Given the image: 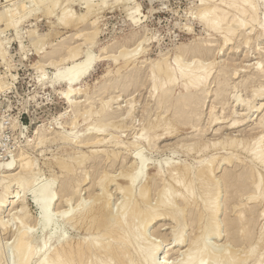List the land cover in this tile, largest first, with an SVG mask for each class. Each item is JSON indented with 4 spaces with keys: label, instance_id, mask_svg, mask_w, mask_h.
<instances>
[{
    "label": "rangeland",
    "instance_id": "rangeland-1",
    "mask_svg": "<svg viewBox=\"0 0 264 264\" xmlns=\"http://www.w3.org/2000/svg\"><path fill=\"white\" fill-rule=\"evenodd\" d=\"M33 1L34 0L32 1L31 0H0V12H4L5 14H7L6 16L8 17L7 19L5 16L2 18L3 19L2 21L0 20V29H1L0 32L2 33V34L0 33V41H2L0 43L1 44L3 43L5 49L4 51H6V53L4 52L5 53L4 56H2L0 53V80H4L10 83L9 90L0 92V162L6 161L12 158L13 156L19 155L21 150L24 151L27 150L26 152L28 153V155H30L33 159L37 161L39 167V168L37 167V169L39 170V172H41L42 170V172L39 173L40 175L38 176L39 178L37 177V181H36L37 183H35L34 185L36 187L32 186L31 189L27 187L21 188L18 185H14V184L11 187V189L13 190H15V188L16 189L20 188V190L26 189L24 191L22 190L21 191L22 194L20 195H23V192L27 193L25 195L26 196L25 205H27V207H25V210L30 212L27 213L26 211L25 213L26 215L24 214L26 219H24L25 217L23 216V213L25 212L23 209H22L23 210L22 213L21 210H20V214L18 213V210L21 208V205H19L20 202L18 200L19 196H16L15 198L11 199L15 201V204L12 203L7 206L8 208L7 207L4 208V211L1 214L2 216L0 217H2L4 221L8 222L7 224L8 226L5 230L0 225V258H1L0 264H16V262L18 261V258L15 257L17 255L14 254V252L16 253L14 249L15 247L14 242L22 226L26 227V228H22V230L27 229L26 231H29L30 234L35 232L37 245L38 246L42 245V240L45 238L42 229L40 228L38 230L35 229L36 227L35 223L37 224V221L35 219L38 220V217L40 216V210L38 209L37 205L34 202V199L32 198L36 195V192L40 190L39 187L42 188V186L47 182L50 183L51 185L53 184L52 187L55 190V191L53 190L55 197L53 211L58 212L61 208L63 210V211L61 210V212L65 216L63 218L64 220L63 223H65V221L67 222L69 221L71 215L73 216L74 213H78L83 206H86L87 204L90 205V203L92 204L93 203L92 201H94L92 196H95L94 194L101 192V194L99 195L100 197H103V192L101 190L102 184H99L98 181H99V177L105 174L106 171L107 176L110 173L109 176L113 175V177L116 179L113 180L112 182H109V178H108L106 182L104 181L106 184L109 183L108 186L106 187L107 189L106 191L111 193V195L110 193L108 195V197H110L109 203L111 210L114 212V214H116L117 212L119 213V215H121L120 214L121 208L125 206L124 208H122L123 211L126 208L125 205L126 202L128 201L127 203H129L131 201L129 200L131 197L128 198L129 187L125 185L127 181L123 180V177L121 176V172L126 170L128 171L129 169H131L132 167L131 164L132 162L134 163L137 152L142 150L141 152L143 154L145 153V155L151 159L148 161L149 165H147L145 176L147 175L146 176V178L148 179L147 181H149L150 179L151 180L155 179L154 181L156 182L153 181L154 183H152L154 184V186H156L157 182H159L157 185L158 190H160L161 185L163 187L165 183H170L171 184L170 188L174 185L173 191L176 188L175 190L180 189L183 192L185 191L187 192L186 188L185 189L182 188L181 186L178 185V183L173 181L172 177L170 176L171 167L173 166L175 167L178 165H185L187 163V165L188 164L189 166L191 165V167H194L193 169L196 170L197 168L207 164V162L210 163L212 160L220 159L221 154H222L221 156L226 154L227 151L220 148L221 145L217 146L213 144L216 143L215 141L223 143L234 137L233 139H238V140L240 139L243 142H246L245 144L249 143V146H251V144L253 145L256 142L257 138L263 135L262 130H264L263 129L264 109L262 110V112L260 109L259 112H256L254 114L252 112H247L248 110L247 109L245 110V106L240 105L241 103L240 97L241 99L244 100H248L247 98H249V100L251 98L253 99L252 89L256 88L255 85L258 86V82L259 84L260 83L264 84L263 82L264 76H262V74L264 75V71L261 73L259 71L258 73L257 69H255V65L256 62H258V60H260L262 62V65L264 66V32L260 28H257L255 29V31L252 32L253 34L252 33L249 34L250 32L249 29L245 30L244 27H241L239 28L240 30L238 29L236 33L232 35L233 38L231 40L233 41L232 44L230 45L228 44L229 46L225 45L224 38L226 39L225 36L227 35V29L225 31V26H227L228 22L231 23L233 16L238 14L234 6L228 7L222 4L221 0L220 1L208 0V2H210L211 4H218L219 7L225 9L229 13V15L226 14V19L224 20L226 22L222 21L221 27L224 28L214 29L211 27L209 28V26L205 24L203 21H201L200 17L198 16L199 13L198 11L201 9L200 8L201 0H135V2L131 4V6H135L137 4L140 5V7L142 8L141 9L142 14L139 15L140 20L138 19V21L136 22L133 21L131 18H129L128 10L125 2L120 1L116 3L113 0H111L110 1L111 4L109 3L107 6L104 7L96 6L94 10L95 12L90 17L86 19L75 18V20H73L74 22L69 23V25H66V23H62L58 20L59 16L62 15L63 12H65L66 8L73 9L78 13L85 12L87 10L86 8H88V5L89 6L90 4L92 5V3H90L92 2L91 0H86L84 1L85 3L83 2V0H81V2L80 0H62L60 5L58 4L57 6H55L56 9L53 8L51 11L43 10L45 2L47 0H44V2H42V0L41 1L37 0L35 1L36 3H34ZM37 4H40L41 8H39L38 6L40 5ZM14 6L15 7L17 6L16 7L17 9H15L17 15H14L11 18L12 19L17 18L16 21H18V18L20 19L19 21L20 23L16 22L17 25H15L17 26V30L15 26L14 27L11 26L14 24L12 23L13 21L9 22V20L11 19L9 18L10 17L9 14L10 15L12 14L9 12L6 13L11 7ZM218 11L221 14V9H219ZM22 12L26 14L28 17L24 16ZM20 17L21 18L24 17V19H21ZM92 21L94 22L92 23ZM7 24L10 26L7 27L8 26ZM92 31H95V33L97 32L96 34L97 36L95 35V40H93V42L95 41L93 43L94 46L92 45V43L90 45V42H92V40H88V41L85 40V36L87 38L89 37L88 35H90V37L94 35V32ZM83 33L85 34L83 35ZM246 35L252 37L250 41H251V45L254 46V48L250 49L249 47H246V39L248 37ZM255 37H259V39ZM85 41L88 42L89 46L86 44ZM38 45L40 46L38 47ZM71 45L72 46L81 45L83 51L85 50V52H83L84 54L81 52L82 57L78 56V58L80 57V59L78 58L75 59L77 61L76 64H82V62L85 61L86 59L90 60L89 58H91V61L95 59L92 63L91 71L88 72L89 75L87 74V76H85V78L83 79L84 81L82 80L81 81L82 83L80 82V84L78 85V86L81 85L80 87H83V92L87 91L89 96L93 97L90 99L91 104L94 103L93 106L91 105L93 110L99 109L101 107L100 105L102 101L111 100L113 98L111 101H109L110 103L108 104L109 105L108 108L110 107L109 112L111 114L113 113L114 115L113 118L110 119L113 122L110 123L111 126L109 125V131H110L109 133H114L117 138L120 139L121 137V139L123 138L122 140L124 141L136 140L137 144L139 143L138 146L140 147H137L136 143L134 146L133 143V144H127V146L117 147L112 142H106L97 146H93L91 144L80 145L75 143H68V142L66 143L64 142L65 140L63 141V139H60L62 138V135L60 134V131L62 130L60 128L61 123L66 121H67L66 123L70 122L71 117L74 116V113H78L77 119L80 118L78 120L79 126L77 125L78 129L77 128L75 129V132H77V134L80 136H82V134L86 131L87 127H89L90 124L92 125V123L95 122L93 120L98 119V116L96 115H93L88 119H84L83 116L80 114V112L83 111L82 108L84 109L85 107L84 103L87 102H84L83 104H80V106H78L81 109L80 112H78L77 110L69 111L71 108L70 104L63 96L64 94L63 91H65L66 88L65 83H59L58 85H56V87H52L49 85L48 76L51 77V75L55 71V67L53 66V64H51L52 61H49L48 63V61L46 62L45 60H43L45 61V64L44 62L43 64H41L42 63L41 57L44 53L51 51L55 47L56 48L63 47L62 50L60 51L61 52L60 55L63 56L68 54L69 52L68 48H70ZM139 45H141L142 47L141 46L137 47ZM21 46L23 47L24 51H22L23 49H21ZM41 46L42 47L45 46L44 47L45 51L44 49H42V52H39L38 49L41 48ZM51 46H53L54 48ZM198 46H202V47L205 46L204 48L206 49L201 51L198 49ZM260 47L261 50H259ZM134 48H138V50ZM133 50H135L136 52ZM210 50H212V52H210ZM87 51L88 52L91 51L92 54L91 52L90 54H88ZM124 51L125 53L129 51L130 53L129 55H132L133 53H137V54L133 55L132 56L133 58L131 57L132 60L130 58L128 60L127 58H125L126 56L128 57V53H126L125 54L126 56L123 55V57L126 59L124 60V58H122V55L120 54V53L123 54ZM181 55H182V59H184L183 60L184 63L188 65L194 64L191 62L195 60L194 58L197 59L198 57L199 62L201 63L200 65L203 64V66L205 65L204 67L207 66V68L209 67L212 70H214V78L208 80V84L206 85L205 90L204 91L201 90L202 92L201 93L200 91H196L195 88L187 89L185 86L186 83L185 78L183 79L178 75V79L174 84H166L164 86L165 88L169 87V92H167L168 95H162L163 91L161 88H159L158 90L155 89L154 80L153 77L151 76L153 75V71L158 69L155 63L157 61L162 62L165 60L163 62L164 65L162 64L163 66L167 64L176 67L175 58L177 56L181 57ZM96 56L98 59L96 58ZM60 57L61 56H59V58ZM117 57L119 59L116 60L115 58ZM163 57L166 58L164 59ZM127 60L129 61V64L125 63L128 62ZM212 60L215 61V65H213L214 61L212 62ZM59 63H62V61H59ZM210 63L213 64L211 65ZM66 64L70 67L72 65V62L70 64L69 61V63L66 62ZM42 66L43 69L42 68L40 69V67ZM221 66L225 67L224 68L225 70H223ZM223 74L224 76L222 77ZM226 79L228 80L227 83H226L227 81ZM257 79L259 80L257 81ZM40 80L42 82H40ZM158 80H159L158 84L160 86V84L166 80V76L161 75L159 76ZM249 81H254V82L251 83ZM221 82H223L224 84L222 85ZM128 84L129 86H126ZM211 87H213L212 92L210 89ZM153 89H155L156 91ZM206 89L208 90L210 89V91ZM224 89L226 90V92ZM222 90L224 93H222ZM206 91L208 92L207 94ZM191 92H193L195 95ZM153 93H155L156 95L155 94L153 95ZM184 93L186 95H189V93H191L190 94L191 97L189 98L190 101L189 100H187L188 102L181 101L182 103L181 102L178 103L179 106L175 105L177 104V102L174 101L175 100L174 98L178 97L179 95L181 96ZM199 95H201L200 96L201 98L198 97ZM84 98H86V96ZM258 98H256L255 99L256 101H254L256 105H259L258 103L260 104L264 103V96L260 99ZM237 99L239 100V102L237 101ZM157 100L159 101L160 104L158 103ZM196 100H198V102ZM219 100L221 102H219ZM195 104L200 110H198ZM213 104L215 105V107ZM86 105H87L86 108H88L89 107L88 104ZM213 107L214 109L216 108V110L213 111L212 109ZM210 108L213 111L211 113L212 115L209 114L211 111ZM163 109L164 111H162ZM165 109H167L168 112H166ZM113 111L115 113L117 112L118 115L117 113L115 115ZM128 111L130 112L129 113L130 115L127 114ZM172 111H174L173 114ZM198 111L200 112L203 111L201 113L202 115ZM234 111L235 113L233 114ZM216 113H218L217 114L218 116L215 115ZM62 114L64 115L61 118ZM230 114H232L233 116ZM248 114L251 115L250 118L248 117ZM219 116L221 118L216 123V121H214V118ZM192 117L193 119L194 118L195 119L190 120V118ZM228 117L229 119H226ZM185 118L187 119V123ZM234 118L245 119L242 122L245 124L240 125L237 128L231 127L230 123H232V120ZM195 120H196V124H195ZM188 122L189 123L192 122V123L188 124ZM112 123H114L118 128H115L114 127L115 125ZM40 124H45L49 139L45 141L44 144L42 145L39 144L40 145L39 146L37 143L38 140L36 141V138L38 137L35 135V128ZM192 124L193 125L195 124V127H193ZM65 126H66L65 132L71 131L72 125L68 123ZM143 131H144V135L142 136L141 134H143ZM146 136H148L149 138L151 137L150 142L148 141L149 138L146 139ZM151 139L152 140L154 139L155 143L154 141H151ZM192 141L195 142L192 143ZM151 142H153L154 146L153 144H151ZM195 143L198 145H196ZM243 144L240 145L237 151H235V153L237 152L238 156L240 154L239 157H241L240 158L241 161H239V159L235 157L231 162L225 163V161H223L219 165L218 164L215 165L216 169L214 170L216 173L215 172L214 173L216 178L222 177L223 174L225 175V172L227 174L235 175V171H238L236 173L237 177L243 176L247 178V176L249 177V174L248 175L245 174H247L248 170L246 171L244 170V169H249V167L247 168V166L253 168L255 172L260 171L261 174L264 176V166H262L260 163L257 162H251V153L247 151L246 148H243ZM187 145H189L191 148L189 149V146ZM206 145H209V147H207ZM192 148L196 150L194 151V149ZM98 149L99 151H94ZM204 150L206 151V153ZM118 152H120L121 154ZM84 153L87 154L86 158L82 157L83 156L82 154ZM101 153L103 154V156L100 157V155H102ZM115 154L117 157H115ZM96 155L98 158H96ZM69 156L73 161L69 158ZM89 157L91 159H89ZM165 157L171 158L170 165L165 164L163 169L164 171L162 172V174H159L158 163L160 160H162ZM58 158H62V159L64 158V163H62L63 165L65 164V161H68L67 163L71 164L72 166L74 165L73 171L69 172L70 177L67 176L68 174H66V170L65 171L63 170L62 164H59L58 161L56 160ZM74 158H76V160ZM82 159L83 161L85 160L84 163ZM86 159L90 161H87ZM244 172L246 173L244 174ZM240 173L242 175H240ZM145 176L144 179L141 178L136 183L135 191H133L135 192L136 196H138V189H139L138 187H140L143 181L144 182L146 181ZM151 176L154 177L151 178ZM65 178L67 179V181L72 179V181L70 180L73 186V189H71V191L74 190L72 191L73 193H71L70 195L71 197L69 196L70 198L69 199L67 198L68 199L67 201L66 199L64 200L67 203L62 201L61 198L62 193H60L63 192L62 190L63 187L61 188V186H63V183L65 184V182H67L66 180H64ZM105 179L107 178H104V180ZM163 179H165L164 181H166L167 179V181L169 182L167 181L164 182ZM247 179H248L247 181L250 182L251 179L249 178ZM201 182L202 181L200 179L199 180L197 179L195 181V184L193 183V186H195L196 193H194L193 197H191L192 199L196 198V200H198L199 202L201 200L200 196L204 193V189L201 187L202 185ZM240 184L241 183L238 182V185ZM117 188L124 189V191L120 189L118 190ZM231 188H232L231 186H229L227 189L224 188L225 193L223 192L221 194L222 196L220 195V199L224 201V199L226 198L224 196H226L229 193L228 192L226 194V190L227 191L231 190ZM234 188H236V186ZM27 189H30L31 192L30 190L27 191ZM158 190L152 191L150 193L151 196H147V198L151 197L147 199V200L150 199V201H147V203L149 202L148 206L152 208H155L156 206H158L159 203L160 204L162 203L161 202L162 200L159 201L160 199H162V195H160L161 193H157ZM171 190H169L168 192L170 193ZM121 191H123V193ZM124 193L127 195H125ZM72 194H74V196ZM172 194L173 192H171L169 196L170 197L173 196ZM164 198L166 199V197L163 195V199ZM178 198L179 197H177V199ZM16 200L18 203L16 202ZM155 203L158 204L155 205ZM225 207H223V209L219 212L220 215L218 214L220 217L219 220L221 219L220 222H222L220 224L222 226L221 231L223 233V236L224 234L226 235V229H225L226 221L230 218L236 217V214L234 213L235 210L231 211L232 210L231 207L228 208L227 206L226 209ZM247 207L250 208L251 211L249 210L248 212L243 213V216L245 214L249 216L247 218L250 219L245 221H248L247 222L248 225L254 226L253 229H255L254 233L256 235H260L261 233L264 234V226H263L264 196H262L260 200H256V202L249 203ZM252 209H254L253 210L254 212L252 211ZM14 215H16L17 219L16 217H13ZM29 216L30 218L27 220V217ZM21 220L23 222L24 220L25 222L29 221L27 222V226L29 225L30 226L27 227L26 224H24L25 222L24 223L22 222L23 223L22 225ZM170 220L171 219L155 220L153 221L154 223L152 224L150 222L148 224L149 226L144 225L141 228L146 232V234L144 233L145 236L148 237L149 235V237H151L150 239H152V241L149 238H147L148 241L150 240L151 242H154L153 240L155 239L154 243L158 241L157 243L159 242L160 244L164 243L163 244L164 246L170 243L169 246L173 248L172 251H170L168 254L165 252L161 254V258L160 255L157 256L156 261L158 260L162 262V260L164 259V257L162 256H164V254L165 255L167 254L166 257L168 262L166 264L168 263L173 264L171 262H175V261L176 264L178 261H181L182 259L181 255L182 257L186 255V253L184 255V251H187V249L189 248L188 247L190 243L189 238L193 236L195 232L194 230L192 231L193 228L190 227L189 224L190 220L187 221L188 227H185L186 229L184 230V232L186 231L184 236L187 238L183 236L186 242L185 244L183 243L179 246H175L176 243H175V238H174L175 235L173 230L174 229L173 225H175V223L174 222L172 223V221ZM14 223L16 224L14 225ZM19 223H21L20 224L22 225L21 227ZM185 226H187V224ZM66 227L68 231L67 237L69 238L75 239L76 237L75 240L78 239L84 240L85 237H88V235L85 234L83 231L80 232L76 230L75 228L70 226V224H66ZM144 227L146 228L148 227V228L144 229ZM47 231L52 232L53 229L51 230L49 229ZM47 233L50 234L49 232ZM209 236L207 237L208 238L207 242L211 245L216 242L214 245L216 246V248L219 247L218 248L219 251H221L226 247V245L223 244L225 243L226 238H222L221 236V238L218 239L214 235H209ZM168 238L169 240L165 241V239ZM56 243L57 242L55 239L52 242H49L50 245H48V247L49 246L53 247V245H55ZM169 246H165V248L163 249L166 251L169 248ZM183 258L185 259L186 256ZM38 261H39V256H36L30 264H37ZM252 262H250L249 264H253ZM211 263L216 264L213 261H211ZM211 263H209L208 261V263L206 262L205 264H211Z\"/></svg>",
    "mask_w": 264,
    "mask_h": 264
},
{
    "label": "bare ground",
    "instance_id": "bare-ground-1",
    "mask_svg": "<svg viewBox=\"0 0 264 264\" xmlns=\"http://www.w3.org/2000/svg\"><path fill=\"white\" fill-rule=\"evenodd\" d=\"M35 1H37V0H34L33 2L36 3ZM39 1H41V0H39ZM61 1L62 0H47L45 2L43 10H48V11L50 10L51 11L53 8H55V6H57L58 4L60 5ZM84 1H86V0H83V2ZM91 1L92 2H90V1L89 2L92 3V5L91 4H90V6L88 5V8H86L87 10L85 12L78 13L73 9L68 8L69 9L68 10L66 8L65 12H63V14L59 16L58 20L62 23H66V25H69V23L74 22L73 20H75V18L76 19H86V18L90 17L95 12L94 10H95L96 6H99V7L107 6L111 0H91ZM113 1L116 3L120 2V1L125 2L127 10H128L129 18H131L135 22L138 21V19L140 20L139 15L142 14L141 13L142 8L140 7V5H137V4L135 6H131V4L133 2H135V0H113ZM221 1H222V4H224L228 7L234 6L236 8L237 13H238L235 16L232 15L233 18L231 17L232 18L231 23L228 22L227 26H225V31L227 29V35L225 36L226 39L224 38L225 45L232 44V42H233V41H231L233 39L232 35L235 34L236 31L241 27H244L245 30L249 29L250 30L249 34H251L257 28H260L264 32V0H221ZM42 2H44V0H42ZM80 2H81V0H80ZM200 3H201L200 4L201 9L198 11L199 12L198 16L200 17L201 21H203L205 24H207L209 26V28L210 27L214 28V29L222 28L221 27L222 21H224L226 19V14L229 15V13L225 9H222L221 7H219L218 4H211L210 2H208V0H201ZM37 5H40V4H37ZM16 7L14 6V7H11L10 9L8 8L9 10L6 13L9 12L12 14V15L9 14V16H10L9 18L13 17L14 15H17L15 12L16 11L15 9H17ZM38 7L41 8V5ZM29 8H31V7H29ZM219 9H221V14L218 11ZM24 10H27V9H24ZM29 12H31V11H29ZM6 15L7 14H5L4 12H0V20L2 21L3 20L2 18L5 17ZM53 15H54V13H53ZM24 16H27V15L24 14ZM6 18L8 19L7 16H6ZM21 19H24V17ZM16 20H17V18L16 19L11 18L9 20V22L13 21L12 23H14L13 25H11L12 27L17 25L16 22L20 21L19 18H18V21H16ZM93 22L94 21H92V23ZM224 22H226V21H224ZM19 23H18V25H19ZM8 24H10V23H8ZM9 26L10 25H8L7 27H9ZM15 27L17 30V26H15ZM97 30H98V28H97ZM216 31H218V30H216ZM220 31H222V30H220ZM92 32H94V35L92 37H90V35H88L89 37L86 38V36H85L86 41L92 40V42L89 41L90 45H91V43L93 45V43L95 42V41L93 42V40H95V35L97 34V32L95 33V31H92ZM84 34L85 33H83V35ZM261 34H263V33H261ZM246 36H248V35H246ZM255 38L259 39V37H255ZM261 38H263V37H261ZM251 39H252V37H250V36H248L246 39V47H249L250 49L254 48V46L251 45V41H250ZM143 40H144V38H143ZM0 42H2V41H0ZM86 44L89 46L88 42H86ZM192 45H194V44H192ZM2 46H3V43L2 44L0 43V53L2 56H4L6 51H4L5 50L4 46L3 47ZM39 46L40 45H38V47ZM140 46L141 45H139L137 47H140ZM44 47L41 46V48L38 49L39 52H42V49H44ZM51 47H53V46H51ZM204 47L198 46V49L202 51V50L206 49ZM36 48H37V46H36ZM62 48H56L55 47L51 51L44 53L41 57L42 58L41 64H43V62L45 64V61L46 62L48 61V63H49V61H52L53 63L51 62V64H53V66L55 67V71L51 75V77L48 76L47 75L48 73L46 72L47 73L46 75L49 77V85L52 87H56V85H58L59 83H65L66 88H65V91H63L64 92L63 96L68 101V103L70 104L71 108L69 111L77 110L78 112H80L81 109L78 106H80V104H83L84 102H87V103H84L85 107H84V109L82 108L83 111H81L80 114L83 116L84 119H88L93 115L98 116V119L93 120L95 122H93L92 125L90 124V126L87 127L86 131L84 133L82 132L83 133L82 136H80L77 134V132H75V129L77 128V125H78V120L80 118L77 119L78 113H74V116H72L70 122H68L70 125H72L71 131L65 132V128H66L65 125L68 124V123H66L67 121L61 123L60 128L62 130L60 131V134L62 135V138H60V139H63V141L65 140L64 142H66V143L68 142V143H75V144H80V145L91 144L93 146L101 145V144L106 143V142H112L117 147L118 146H127V144H133V143H134L133 146L135 145V143L137 144L136 140L124 141V140H122L123 138L121 139V137H120V139L117 138L114 133H109L110 132L109 131V125L111 122H113L110 119L113 118L114 115H113V113L111 114L109 112L110 107L108 108V106H109L108 104L110 103L109 101H111L113 98L112 99L110 98L111 100H104V101L101 100L102 101V103L100 105L101 107L97 110H93L92 106L94 103L91 104V102H90V99L93 97H90L87 91L83 92V87H80L81 85L78 86L80 84V82L85 78V76H87L88 72L91 71V66H92V63L95 59H93V61H91V58H89L90 60L86 59L85 61L82 62V64H76L77 61L75 59H77L78 56H81V52L82 53L85 52V50L83 51L81 45L80 46L79 45H73V46L71 45V47L68 48V50H69L68 54L63 55V56L60 55L61 54L60 51L62 50ZM21 49H23L22 46H21ZM134 49L138 50V48H134ZM259 50H261V47L259 48ZM22 51H24V49ZM44 51H45V49H44ZM133 51H135V50H133ZM90 52L91 51H89V52L87 51L88 54H90ZM210 52H212V50H210ZM126 53H128V57L125 55ZM126 53L124 51L123 54L122 53H120V54L122 55V58H124L123 55H125L126 56L125 58H127L128 60H129V58L132 60V58H133L132 56L137 54V53H133L132 55H129L130 54L129 51ZM91 54H92V52H91ZM93 54H95V53H93ZM55 55H57V56H55ZM59 56H61V57L59 58ZM86 56H88V55H86ZM100 56H101V54H100ZM56 57H58V58H56ZM96 58H97V56H96ZM125 58H124V60H126ZM167 58H168V55H167ZM78 59H80V57ZM115 59L117 60L119 58L117 57ZM194 59L195 60H193V62H191L194 64L188 65V64L184 63V61H183L184 59H182V55H181V57L177 56L175 58L176 67L171 66V65H167V64L165 66H163L164 65L163 62L165 60L162 62L157 61L155 63V65H157L158 69L154 70L153 75H151L153 77V80H154L155 89L158 90L159 88H161L163 91L162 95H168L167 92H169V87L165 88L164 86L166 84H174L177 81L178 75H179V77H181L183 79L185 78V80H186L185 86L187 89L195 88L196 91H200V92H201V90L204 91L206 85L208 84V80H211L214 78V70H212L209 67L207 68V66L204 67L205 65L203 66V64L200 65L201 63L199 62L198 57H197V59L196 58H194ZM43 60H45V61H43ZM59 61H62V63H59ZM69 61H70V64L72 62V65L70 67L66 64V62L69 63ZM81 61H82V59H81ZM213 61L214 60H212V62ZM202 62H204V61H202ZM125 63L129 64V61L125 62ZM213 65H215V61H214ZM43 66L40 67V69L41 68L43 69ZM224 68L225 67H222L223 70H225ZM255 69H257L258 73H259V71H260V73L264 71V66L262 65V62L260 60H258V62H256ZM44 74H45V72H44ZM133 75H134V73H133ZM161 75L166 76V80L165 81L163 80L164 82L162 81L163 83H161L159 86L158 78ZM223 76H224V74L222 75V77ZM262 76H264V75L262 74ZM120 78H122V77H120ZM40 79H41V77H40ZM132 79H133V77H132ZM258 80L259 79H257V81ZM133 81H134V79H133ZM40 82H42V81L40 80ZM113 82H115V81H113ZM227 82H228V80L226 81V83ZM249 82L253 83L254 81H249ZM221 84L223 85L224 83L221 82ZM260 84L258 82V86L259 85L260 86L258 87L255 85L256 88H254V86H253L254 89H252V91H253V93H252L253 99L251 98L252 100L251 99L249 100V98H247L248 100H244V99H241V97H240V102H241L240 105H244L245 110L246 109L248 110L247 112H252L254 114L256 112H259L260 109H261V112L264 109V106H263L264 103H261V104L258 103L259 105H256V103H254V101H256L255 100L256 98H258V97L262 98L264 96V84H262V83H260ZM126 86H129V84ZM213 87L210 88L211 92L213 91L212 90ZM9 89H10V83L7 81H4V80H0V92L6 91ZM126 89H127V87H126ZM155 89H153V90H155ZM210 89L209 90L206 89V90L210 91ZM225 92H226V90H225ZM191 93H193V92H191ZM191 93H189V95H186L184 93L185 95L184 94H182L181 96L179 95L180 97L174 96V97H176V98H174L175 99L174 101L177 102V104H175V105L179 106L178 103H180L181 101L188 102L187 100H189V98L191 97V95H190ZM207 93L208 92L206 91V94ZM222 93H224L223 90H222ZM154 94L155 93H153V95ZM85 96H86V98H84ZM200 96L201 95H199L198 97H200ZM202 96H204V95H202ZM260 98H258V99H260ZM163 99H165V98H163ZM93 100H95V99H93ZM93 100H92V102H93ZM196 101L198 102V100H196ZM237 101L239 102L238 99H237ZM219 102H221V101L219 100ZM127 103H128V100H127ZM158 103H159V101H158ZM86 104H88V106H89L88 108H86L87 107ZM169 104H171V103H169ZM197 104H199V103H197ZM130 105H131V103H130ZM111 106H113V105H111ZM175 107H173V108H175ZM196 107H197V105H196ZM214 107H215V105H214ZM214 107L212 108L213 111L216 110V108L214 109ZM165 110H166V112H168L167 109H165ZM168 110H170V109H168ZM179 110H180V108H179ZM188 110H189V108H188ZM198 110H200V109L198 108ZM210 110H211V108H210ZM162 111H164V109ZM213 111L211 110L209 114H211ZM67 112H68V110H67ZM173 112L174 111H172V114H173ZM198 112H200V111H198ZM202 112H200V114ZM247 112H245V113H247ZM116 113H115V115H116ZM129 113L130 112L128 111L127 114H129ZM234 113H235V111L233 112V114ZM239 113H241V112H239ZM163 114H164V112H163ZM163 114H162V116H163ZM175 114H176V112H175ZM177 114H179V113H177ZM200 114H199V116H200ZM217 114L218 113H216L215 115L218 116ZM63 115L64 114L61 115V118L63 117ZM117 115H118V113H117ZM119 115H120V113H119ZM194 115H195V113H194ZM230 115H232V114H230ZM250 116L251 115L248 114L249 118H250ZM121 117H123V116H121ZM172 117H173V115H172ZM220 118H221L220 116L215 117L214 121H216V123H217V121ZM192 119H193V117L190 118V120H192ZM226 119H229V117ZM243 120H245V119L234 118L232 120V123H230V126L237 128L238 126L245 124V123H242ZM127 121H128V119H127ZM192 122H194V121H192ZM186 123H187V119H186ZM191 123L188 122V124H191ZM197 123H198V121H197ZM112 124H114V123H112ZM184 124H185V122H184ZM195 124H196V120H195ZM195 124L194 125L192 124L193 127H195ZM180 125H182V124H180ZM114 127L118 128V127H116V125ZM186 127H187V125H186ZM263 127H264V124H263ZM49 131H51V130H49ZM262 131H263V135L261 137L257 138L256 142L253 145L251 144V146H249V143L245 144L246 142H243L240 139L239 140L233 139L234 137L233 138L231 137L232 139H229L228 141L223 142V143L217 142V141H215L216 143H213V140H212L213 144H215L217 146L221 145L220 148L226 150L227 151L226 154H224L223 156H221L222 155L221 154L220 155L221 158L217 157L220 159L212 160L210 163H208L206 161L207 164L204 163L205 165L197 168L196 170L193 169L194 167H191V165L190 166H189V164L187 165V163L185 165H178L175 167L174 166L171 167L170 168V176L172 177L173 181L178 183V185L181 186L182 188H184V189L186 188L187 192L186 191L183 192L180 189L175 190L176 188L173 191L174 185L171 187L172 188V190H171V188H170L171 184L170 183H165L163 185V187L161 185L160 190H158L157 185L159 182H157V185L155 184L157 186L156 187V186H154V184H152V183L156 182V181H154L155 179L154 180L150 179L149 181H147L148 180L146 178L147 175L145 176V171H146L147 165H149L148 161L151 159L149 157H147L145 155V153L143 154L141 152L142 150L137 152L134 163L133 162H132V164L130 163L132 165L131 169H129L128 171L127 170L122 171L123 173L121 172V176L123 177V180L127 181V183L125 185L129 187V189L127 188L128 192H129V195H128L129 197L128 196L127 197L128 198L131 197L129 199V200H131L129 203H127L128 201L127 202L125 201L126 202V204H125L126 208L123 210L124 212L122 211V208H124L125 206L122 207L123 206L122 205L121 206L122 208L120 207L121 208V213H120L121 215H119V213H117V212H116V214H117L116 215L111 210L110 203H109L110 197H108L110 192L106 191L107 190L106 187L108 186L109 183L106 184L105 182H106V180H108V178H109V182H112L113 180H116V179L113 177V175L109 176L110 173L108 174V176H109L108 177L106 174V171H105V174H103L99 177V181L97 180L99 184H102L101 190L103 192V197H100V195H99V194H101V192L94 194L95 196H92L94 199V201H92L93 203L92 204L90 203V205L87 204L88 206L87 205L83 206L82 209L78 213H74L73 216L71 215L69 221L68 222L65 221V223H63V221H64L63 218L65 216L61 212L62 209L60 208V210L58 212L53 211V207H54L53 205H54V200H55V197H54V191L55 190L52 187L53 184L51 185L50 183L47 182L42 186V188L37 185L40 188V190L38 189L39 191H37V192L35 191L36 195L34 197L32 196L33 197L32 199H34L35 204L37 205L38 209L40 210V216L38 217V220L35 219L37 221V224L35 223V225H36L35 229L36 230H38L39 228L42 229V232H43V235L45 238L42 240V245L38 246L36 243L35 232L30 234L29 231H26L27 229L22 230V228H26V227L22 226L23 223L25 222V220H24V222L21 220V223L22 222L23 223H22V225H20L21 223H19V225H20V227L21 226L22 227H21V230H19L18 235L16 236V240L14 242L15 243L14 249H15L16 253L14 251L13 252L15 255H17V256H15V255L14 256L18 258V261L16 260L17 261L16 264L17 263L18 264H30L36 256H39V261L37 264H166L168 262L166 256L173 249L172 247L169 246L170 243L165 245V246H169V248L167 247L168 249L165 251L163 249V248H165V246L163 245L164 243L163 244L162 243L160 244V242L157 243L158 241L156 243H154L155 239L153 240L154 242H151L152 241V239H150L151 237H149V235H148V237L145 236L144 233L146 234V232L141 228L144 225L147 226L150 222L152 224V223H154L153 221H155V220H163V219H171L170 221H172V223L173 222L175 223V225H173L174 226L173 230H174V235H175L174 238H175V243H176L175 246H179L183 243L185 244V242H186L184 239V237H185L184 234L186 231L184 232V230L186 229L185 227H188L187 221L190 220V222H189L190 227L193 228L192 231L194 230V232H195L194 235L189 238V242H190L189 246H188L189 248L187 247L188 248L187 251H184V255L186 253V255H185L186 258L184 259L183 257H185V256L182 257V255H181V258L183 259V261L181 259V261H178L176 264H205L206 262L208 263V261H209V263H211V261H213L216 264H237V262H238V264H249L252 261H253L252 262L253 264H264V236H263L264 234L261 233L260 235H256L254 233L255 229H253L254 226L248 225L247 224L248 221H245V220L250 219V218H247L249 216H247L245 214L243 216V213H246L249 210L251 211V209L247 207L249 203L256 202V200H260V198L262 196H264V176L261 174L260 171L255 172L254 169L251 168L250 166H247V168L249 167V169H244L245 171L248 170L247 174H245L246 172H244V174L245 175L249 174V177L247 176V178L251 179L250 182L247 181L248 179L246 177H243V176L237 177L236 173L238 171H235V175L227 174L225 172V175L223 174L222 177L216 178V176H215L216 172L214 170V169H216L215 165H217V164L219 165L223 161H225V163H228V162H231L235 157H237V159H239V161H241V159H240L241 157H239L240 154L238 156L237 152L235 153V151H237L239 149L240 145H242L243 143H244L243 148H246L247 151H249L251 153V162H257V163H260L262 166H264V141H263L264 140L263 139L264 138V130H262ZM56 132H59V131H56ZM50 133H52V132H50ZM261 134H259V135H261ZM35 135L38 137V138H36V141L38 140V142H37L38 145L44 144V142L49 139L48 133H47V128H46L45 124H40L35 128ZM141 135L142 136L144 135V131H143V134H141ZM161 136H163V135H161ZM148 138L149 137L146 136V139H148ZM150 138L148 140L149 142H150ZM152 138H153V136H152ZM154 139H156V138H154ZM154 139L153 140L151 139V141H154ZM158 140H159V138H158ZM193 142H195V141H192V143ZM154 143H155V141H154ZM219 143H221V144H219ZM151 144H153V142H151ZM206 144H209V143H206ZM138 145H139V143L137 144V147H140ZM189 145H187V146H189ZM196 145H198V144H196ZM150 146H152V145H150ZM153 146H154V144H153ZM206 146L209 147V145H206ZM212 147H213V145H212ZM190 148L191 147L189 146V149ZM192 149H194V148H192ZM112 150H114V149H112ZM129 150H130V147H129ZM195 150L196 149H194V151ZM26 151L21 150L19 155L13 156L12 158H10L6 161L0 162V190H1L0 191V216H2L1 214L4 211L5 207H7L8 205H10L12 203L15 204V201L11 200V199L15 198L16 196H19V199H18L20 202L19 205H21V208L19 207L20 209L18 210V213L20 214V210H21V213L24 210L25 211L23 213V216H24V214L27 211V210H25V207H27V205H25V202H26V200H25L26 196L25 195L27 193L23 192V195H20V194H22L21 191L23 189L20 190V188L17 187L18 189L15 188V190H17V191H15V190L11 189V187L14 184V185H18L21 188L27 187V188L31 189V187L34 186L35 183H37L36 182L37 177L40 176L39 173H41L42 170H41V172H39V170L37 169V167H38L37 161L35 159H33L30 155H28V153ZM94 151H99V149L94 150ZM95 153H97V152H95ZM113 153H114V151H113ZM118 153H120V152H118ZM205 153H206V151H205ZM85 154L86 153L82 154L83 158H86L87 154L86 155ZM116 154H115V157H117ZM101 156H103V154L100 155V157ZM106 156H107V153H106ZM64 158H66V157H64ZM64 158L63 159L58 158L56 160L58 161L59 164H62V163H64ZM69 158H70V156H69ZM96 158H98L97 155H96ZM74 159L76 160V158H74ZM89 159H91V158L89 157ZM95 159H92V160H95ZM108 159H109V157H108ZM82 161H83V159H82ZM84 161H83V163H84ZM87 161H90V160H87ZM170 161H171L170 157H165L159 161V163H158V165H159L158 173L159 174H162V172L164 171L163 169H164L165 164L170 165ZM67 162L68 161H65V164L64 165L62 164V166H63V170L64 171L66 170V174H68L67 176H69V174H70L69 172L73 171L74 165L72 166L71 164H68ZM83 163H82V165H83ZM128 168H130V167H128ZM74 169H76V168H74ZM241 173H240V175H242ZM98 176H99V174H98ZM119 176H120V174H119ZM144 176L146 178V181L145 182L143 181V183L140 182L141 185H140V187H138L139 188L138 189V196H136L135 192H133V191H135L136 183L141 178L144 179ZM65 177H66V175H65ZM153 177L151 176V178H153ZM160 177H163V176H160ZM104 178H107V179L104 180ZM197 179L198 180L200 179L202 181L201 187L204 189V193L201 196L199 194V196L201 198L200 202L198 200H196V198H193V199L191 198V197H193L194 193H196L195 192L196 191L195 186H193V183L195 184V181ZM64 180L67 181L66 178ZM70 180L72 181V179H70ZM70 180L65 182V184L63 183V186H61V188L63 187V189H62L63 192H60V193H62L61 194L62 201H64L65 199L67 201L71 197L70 195H71V193H73L72 191H74V190L71 191V189H73V186H72V183L70 182ZM164 180L165 179H163V181ZM158 181H161V180H158ZM166 181H167V179H166ZM166 181H164V182H166ZM167 182H169V181H167ZM238 182H240L241 184L238 185ZM78 183H79V181H78ZM110 184H112V183H110ZM118 186H119V184H118ZM227 186L228 187L231 186L232 188H231V190H228V191L226 190V194L228 192L229 193L227 194L228 196L227 195L224 196L226 198L223 201L222 199H220V195L224 192V190H225L224 188H226V189L228 188ZM235 186H236V188H234ZM34 187H36V186H34ZM30 189H27V191H29ZM24 190H26V189H24ZM120 190L124 191V189H120ZM157 190H158L157 193H161L160 195H162V199H160V200L158 199L159 201L162 200L161 201L162 203L161 204L159 203L160 205L158 203H155V205L158 204V206H156L155 208H152V207L148 206L149 202L147 203V201H150V199L149 200H147V199L151 198V197L147 198V196H151L150 193L152 191H157ZM169 190H171V192H173V194H172L173 196H171V197L169 196V194L171 193V192L170 193L168 192ZM123 191H121V192L123 193ZM30 192H31V190H30ZM74 194H75V192H74ZM74 194H72V195L74 196ZM32 195H34V194H32ZM110 195H111V193H110ZM125 195H127V194H125ZM163 195L166 197V199L165 198L163 199ZM112 196H113V194H112ZM167 196H169V197H167ZM177 197H179V198L177 199ZM66 201H64V202H66ZM71 201H73V200H71ZM16 202H17V200H16ZM127 204H128V206H127ZM224 205L226 207L228 206V208L231 207V209H232L231 211L235 210L234 213L236 214V217L230 218L226 221V223H225L226 235L224 234V236H223V233L221 231L222 226L220 224L222 222H220L221 219L219 220V218H220L219 212L223 209V207H225ZM115 206H117V205H115ZM226 207H225V209H226ZM253 210L254 209H252V211ZM239 211H240V213H239ZM29 212L30 211H27V213H29ZM10 213H12V212H10ZM13 214H15V213H13ZM27 215H29V214H27ZM17 216H18V214H17ZM30 216H31V213H30ZM30 216L27 217V220L30 218ZM13 217H16V215H14ZM0 218H1L0 219V222H1L0 225L6 230V228L8 226L7 225L8 222L4 221V219H2V217H0ZM16 219H17V217H16ZM24 219H26V217ZM66 219H68V218H66ZM253 219H255V218H253ZM17 221H19V220H17ZM27 222H29V221H27ZM27 222L24 223V224H26V226H27ZM15 224L16 223H14V225ZM66 224H70V226H72L73 228H75L76 230H78L80 232L83 231L85 234L88 235V237H85L84 240H82V239L75 240L76 237H75V239L67 237L68 231H67ZM186 224H187V226H185ZM29 226H27V227H29ZM263 226H264V224H263ZM145 228L146 227H144V229ZM49 229L50 230L53 229V231L52 232L47 231ZM15 232H17V231H15ZM47 232H49L50 234H48ZM209 235H214L218 239H220L221 236H222V238H226L225 243H223L226 245V247L224 249H222L221 251H219V249H218L219 247L216 248V246L214 245L216 242L214 244H212L213 246L211 244H209L207 242V239H208L207 237ZM147 238H149L151 241L150 240L148 241ZM185 238H187V237H185ZM55 239H56L57 243L55 245H53V247H50V246L48 247V245H50L49 242H52ZM167 240H169V238L165 239V241H167ZM6 248H7V246H6ZM5 252H6V250H5ZM164 252L167 254L166 255L164 254V256H162V257H164V259L162 258L163 263L161 261H158V260L156 261L157 256L160 255V258H161V254H163ZM3 255H4V253H3ZM176 257H177V255H176ZM17 258H15V259H17ZM158 259H159V257H158ZM173 261H174V259H173ZM14 262H15V260H14ZM175 262H171V263L175 264ZM0 263H1V258H0Z\"/></svg>",
    "mask_w": 264,
    "mask_h": 264
}]
</instances>
